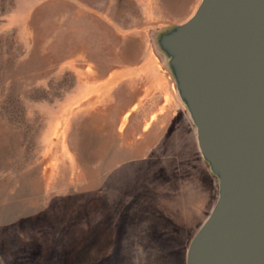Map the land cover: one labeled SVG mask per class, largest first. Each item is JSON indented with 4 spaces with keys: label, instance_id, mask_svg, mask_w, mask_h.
<instances>
[{
    "label": "rangeland",
    "instance_id": "374dc122",
    "mask_svg": "<svg viewBox=\"0 0 264 264\" xmlns=\"http://www.w3.org/2000/svg\"><path fill=\"white\" fill-rule=\"evenodd\" d=\"M201 0H0V264H186L218 198L161 37Z\"/></svg>",
    "mask_w": 264,
    "mask_h": 264
},
{
    "label": "water",
    "instance_id": "95a60500",
    "mask_svg": "<svg viewBox=\"0 0 264 264\" xmlns=\"http://www.w3.org/2000/svg\"><path fill=\"white\" fill-rule=\"evenodd\" d=\"M160 45L218 179L186 264H264V0H201Z\"/></svg>",
    "mask_w": 264,
    "mask_h": 264
}]
</instances>
